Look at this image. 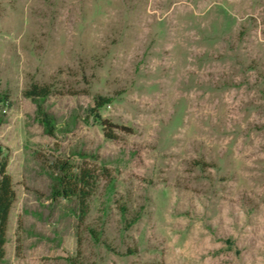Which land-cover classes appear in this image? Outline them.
<instances>
[{
  "label": "rangeland",
  "instance_id": "1",
  "mask_svg": "<svg viewBox=\"0 0 264 264\" xmlns=\"http://www.w3.org/2000/svg\"><path fill=\"white\" fill-rule=\"evenodd\" d=\"M0 147V264H264V0H0Z\"/></svg>",
  "mask_w": 264,
  "mask_h": 264
},
{
  "label": "trees",
  "instance_id": "2",
  "mask_svg": "<svg viewBox=\"0 0 264 264\" xmlns=\"http://www.w3.org/2000/svg\"><path fill=\"white\" fill-rule=\"evenodd\" d=\"M51 94V90L46 85H37L33 84L31 87L26 90L25 96L30 99H45ZM100 105H103L106 100L100 99ZM44 122L47 125H52V119L48 115H44ZM103 126L108 129L107 138H113L112 132L113 130H120L125 132H132V129L113 124L107 121H104ZM51 130V128H50ZM9 165L8 157L2 151L0 147V259L4 257V249L6 244V233L8 229V222H9V214L11 208L16 200V193L13 186V179L9 175L7 168ZM90 179H92V175L89 172L83 171L81 177L78 179V184L81 183L84 186L91 187ZM69 189L66 191V194L75 195L79 201L80 205L82 206L83 210L86 208L85 204L90 196L88 191H85L83 187H68ZM86 210V209H85ZM85 213V211H83Z\"/></svg>",
  "mask_w": 264,
  "mask_h": 264
}]
</instances>
